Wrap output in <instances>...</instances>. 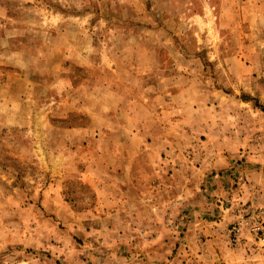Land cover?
I'll return each mask as SVG.
<instances>
[{
	"label": "rangeland",
	"instance_id": "374dc122",
	"mask_svg": "<svg viewBox=\"0 0 264 264\" xmlns=\"http://www.w3.org/2000/svg\"><path fill=\"white\" fill-rule=\"evenodd\" d=\"M165 75L198 89L191 98L206 123L238 126L247 160L257 163L253 156L264 153V0H0V264H226L217 241L219 255L204 256L199 225L187 241L165 237L168 254L185 248L174 261L172 254L149 258L140 227L128 238L114 208L89 206L94 192L78 170L93 145L85 150L87 142L63 136L68 126L92 127L80 105H99L98 120L108 124L111 104L119 112L133 99L139 109L146 95L152 107L145 116L157 118L152 99ZM44 106L35 132L31 110ZM104 126L96 134L103 150L114 138ZM247 160H234L232 171L246 170ZM245 175L239 181L250 186ZM173 207L161 211L165 227ZM242 212L221 234L235 250L233 262L264 264V246L249 237L230 241ZM187 229L179 227L181 237Z\"/></svg>",
	"mask_w": 264,
	"mask_h": 264
},
{
	"label": "crops",
	"instance_id": "0c3cea01",
	"mask_svg": "<svg viewBox=\"0 0 264 264\" xmlns=\"http://www.w3.org/2000/svg\"><path fill=\"white\" fill-rule=\"evenodd\" d=\"M161 81L162 87L157 86L155 99H152L157 118L145 116L152 107L146 95H142L139 109L133 99L128 100L123 105L124 110L119 112L120 107L111 104L116 108L110 107L109 125L98 120V116L103 114L99 105H94L92 110L85 109L84 105L77 107L79 112L92 119V127L68 126L63 136L70 143L87 142L85 150L93 145L92 154L78 170L80 178L94 192L95 203L89 206L114 208V222L117 224L120 218L128 225V238L134 237L140 227L139 233L147 241L143 250L157 262L170 254L174 255V261L181 250H185L179 244L168 254L167 243L163 242L165 237L187 241L188 236L193 237L190 230L199 225L207 239L201 249L204 256L211 259L215 254L219 255L215 247L217 241L221 250L220 260L233 264L236 253L225 243L222 227L234 220L243 202L264 201V191L257 195V187H264V153L253 154L257 163L250 164L247 160L249 153L241 148L243 143L238 126L231 123L222 126L220 121L206 123L204 110L195 109L191 84L179 87L175 76L171 75H165ZM195 92L198 93V89H194ZM178 96L181 99H177ZM45 108L31 110L35 132H39L36 116ZM137 110L142 111L140 118ZM103 124L114 132V138L109 147L104 148L105 151L102 149V137H96L97 129L100 130ZM85 132L90 136L85 137ZM70 134L78 137L75 139ZM34 137L35 143L41 139L38 134ZM185 149L194 155L185 154ZM239 158L248 161L246 170L236 168L232 171V162ZM244 174L251 181L250 186L246 181H239L238 177ZM171 202L174 211L172 227L169 228L163 224L165 219L161 211L169 208ZM145 223L154 225L153 229L146 230ZM185 224L188 225L187 237L183 238L179 227ZM240 251L243 256L248 254L245 249Z\"/></svg>",
	"mask_w": 264,
	"mask_h": 264
},
{
	"label": "built area",
	"instance_id": "2783aa9c",
	"mask_svg": "<svg viewBox=\"0 0 264 264\" xmlns=\"http://www.w3.org/2000/svg\"><path fill=\"white\" fill-rule=\"evenodd\" d=\"M234 222L230 231V241L233 245H241L246 238L252 239L253 243L264 246V205H257L245 209Z\"/></svg>",
	"mask_w": 264,
	"mask_h": 264
}]
</instances>
